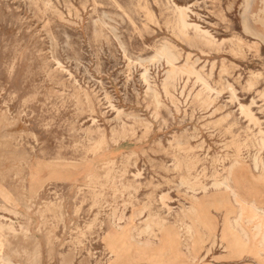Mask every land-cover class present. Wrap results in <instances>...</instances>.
I'll return each mask as SVG.
<instances>
[{
  "label": "rangeland",
  "instance_id": "rangeland-1",
  "mask_svg": "<svg viewBox=\"0 0 264 264\" xmlns=\"http://www.w3.org/2000/svg\"><path fill=\"white\" fill-rule=\"evenodd\" d=\"M263 9L0 0V264H264Z\"/></svg>",
  "mask_w": 264,
  "mask_h": 264
},
{
  "label": "bare ground",
  "instance_id": "bare-ground-1",
  "mask_svg": "<svg viewBox=\"0 0 264 264\" xmlns=\"http://www.w3.org/2000/svg\"><path fill=\"white\" fill-rule=\"evenodd\" d=\"M190 12H191V11H190ZM262 14H263V16H262V18H261V21H262V23L264 24V9H263V11H262ZM183 15H184V14H183ZM183 15L179 16V19H178L179 21H178V22H179V24H180V29H181V31L184 32V30H185L187 27H189V25H188V23L186 22V20L183 18ZM154 16H155V15H154ZM185 16H186V15H185ZM214 17H215V16H214ZM187 20H188V19H187ZM178 26H179V25H178ZM178 28H179V27H178ZM191 29H192V28H191ZM193 29H194V28H193ZM199 31H200V30H199ZM201 31H202V30H201ZM197 32H198V31H197ZM204 32H206V31H204ZM198 33H199V32H198ZM206 33H207V32H206ZM203 34H205V33H203ZM208 34H209V33H208ZM197 35H199V34H197ZM201 35H202V34H201ZM205 35H206V34H205ZM257 36L260 37V38H263V39H264V34H263V33H259V34L257 33ZM205 37H206V36H205ZM208 37H209V36H208ZM207 42H208V41H207ZM263 42H264V41H263ZM210 43H211V42H210ZM170 49H171V48H170ZM171 50H172V49H171ZM253 51H254V50H253ZM228 52H230V51H228ZM162 54H163V53H162ZM172 54H173V53H172ZM176 56H177V55H176ZM161 57H163V56H161ZM177 58H178V57H177ZM161 59H162V58H161ZM166 59H167V58H166ZM166 59H165V60H166ZM167 60H168V59H167ZM166 63H167V62H166ZM169 63H170V64H168V65H172V64H173V61L170 60ZM57 67H58V66H57ZM174 67H175V66H174ZM183 70H185V69H183ZM52 71H53V70H52ZM183 72H184V71H183ZM172 74H173V73H172ZM177 74H178V73H177ZM177 74H176V75H177ZM174 75H175V74H174ZM170 77H171V75H170ZM198 77H199V76H198ZM208 78H209V77H208ZM173 79H175V78L173 77ZM173 79H172V80H173ZM169 80H170V79H169ZM170 81H171V80H170ZM146 82H147V81H146ZM164 82H165V81H164ZM250 82H251V81H250ZM166 83H167V82H166ZM171 83H173V82L171 81ZM164 84H165V83H164ZM164 84H163V85H164ZM167 85L169 86V84H167ZM164 86H165V85H164ZM171 86H172V85H170V87H171ZM205 86H207V85H205ZM173 87H174V86H173ZM173 87H172V88H173ZM174 88H175V87H174ZM168 89H169V88H168ZM206 89H207V88H206ZM252 89H253V88H252ZM164 90H165V89H164ZM165 92H167V88H166V91H165ZM168 93H169V92H168ZM263 94H264V93H263ZM155 96H158V95L155 94ZM221 96H222V95H221ZM199 98H200V96H199ZM157 99H158V97H157ZM158 105H159V104H158ZM243 108H245V107H243ZM243 108H242V109H243ZM243 113H245L247 116L251 117V119L253 118L252 115H251V111H247V109H246V111H243ZM249 124H250V123H249ZM221 126H222V125H221ZM219 127H220V126H219ZM258 128H259V127H258ZM126 129H127V128H126ZM230 129H231V128H230ZM227 130H228V129H227ZM230 138H231V137H230ZM233 144H234V143H233ZM244 144H245V143H244ZM204 146H205V145H204ZM239 148H240V147H239ZM237 149H238V148H237ZM240 150H241V149H240ZM240 150H239V151H240ZM239 153H240V152H239ZM238 159H239V158H238ZM238 159H237V160H238ZM239 160H240V159H239ZM216 188H217V187H216ZM162 195H163V194H162ZM123 197H124V196H123ZM81 205H82V204H81ZM254 211H255V210H254ZM257 212H258V211H257ZM181 214H182V212H181ZM194 215H195V214H194ZM241 217H242V216H241ZM259 218H260V217H259ZM259 218H258V219H259ZM254 219H255V218H253V220H254ZM153 220H154V219H153ZM153 220H152V221H153ZM253 220H252V221H253ZM261 220H262V219H261ZM158 221H159V220H158ZM155 222H156V221H155ZM117 225H118V224H117ZM117 225H116V226H117ZM261 225H262V224H261ZM118 227H119V226H118ZM260 227H261V226H259V228H260ZM257 230L260 231V229H258V228H257ZM259 231H258V232H259ZM259 233H260V232H259ZM246 235H247V234H246ZM169 237H170V236H169ZM169 237H167V239H169ZM148 242H149V241H148ZM261 242H262V246H263V248H264V237L262 238ZM127 249H128V248H127ZM125 250H126V249H125ZM35 253H36V252H35ZM170 263H171V262H170Z\"/></svg>",
  "mask_w": 264,
  "mask_h": 264
}]
</instances>
